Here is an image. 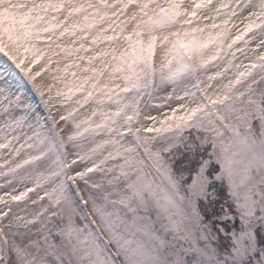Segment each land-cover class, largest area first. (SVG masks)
<instances>
[{
    "label": "snow or ice",
    "instance_id": "1",
    "mask_svg": "<svg viewBox=\"0 0 264 264\" xmlns=\"http://www.w3.org/2000/svg\"><path fill=\"white\" fill-rule=\"evenodd\" d=\"M74 2L0 0V264H264V0Z\"/></svg>",
    "mask_w": 264,
    "mask_h": 264
},
{
    "label": "rangeland",
    "instance_id": "2",
    "mask_svg": "<svg viewBox=\"0 0 264 264\" xmlns=\"http://www.w3.org/2000/svg\"><path fill=\"white\" fill-rule=\"evenodd\" d=\"M63 6L65 9V14H69L73 21H85V17H87L85 22L86 24L90 25V27H87L86 30L89 33L98 34L100 36V41L98 43L103 42L104 29H101L99 25H105L106 27L110 18L101 16L102 8H98L97 5H91L87 3L86 0H76L74 3L65 4ZM69 9H79V11H72L69 13ZM224 52L227 53V47L224 48ZM107 83H110V79L106 77L105 84ZM69 87L72 94H75L77 89L83 90L81 87L78 88L77 83L75 82ZM88 88L94 94L97 91L100 92V96L97 97L98 102H100V100L106 95V93L103 91L104 85L98 83V78L97 87L93 88L92 84H89Z\"/></svg>",
    "mask_w": 264,
    "mask_h": 264
},
{
    "label": "bare ground",
    "instance_id": "3",
    "mask_svg": "<svg viewBox=\"0 0 264 264\" xmlns=\"http://www.w3.org/2000/svg\"><path fill=\"white\" fill-rule=\"evenodd\" d=\"M6 22H13L16 24V27L19 29H23V21L21 20H15V21H6V17L4 15V9L2 7H0V35L3 34L4 28L6 26ZM77 83V87H81L82 85L79 82H75Z\"/></svg>",
    "mask_w": 264,
    "mask_h": 264
}]
</instances>
